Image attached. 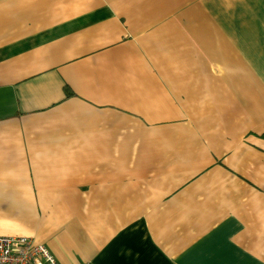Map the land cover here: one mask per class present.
I'll list each match as a JSON object with an SVG mask.
<instances>
[{"label":"crops","instance_id":"obj_1","mask_svg":"<svg viewBox=\"0 0 264 264\" xmlns=\"http://www.w3.org/2000/svg\"><path fill=\"white\" fill-rule=\"evenodd\" d=\"M0 237L264 264V0H0Z\"/></svg>","mask_w":264,"mask_h":264},{"label":"built area","instance_id":"obj_2","mask_svg":"<svg viewBox=\"0 0 264 264\" xmlns=\"http://www.w3.org/2000/svg\"><path fill=\"white\" fill-rule=\"evenodd\" d=\"M0 264H58L47 248L30 238L0 237Z\"/></svg>","mask_w":264,"mask_h":264},{"label":"trees","instance_id":"obj_3","mask_svg":"<svg viewBox=\"0 0 264 264\" xmlns=\"http://www.w3.org/2000/svg\"><path fill=\"white\" fill-rule=\"evenodd\" d=\"M64 93H65L66 97H70L71 96V93H70L68 88L64 89Z\"/></svg>","mask_w":264,"mask_h":264}]
</instances>
